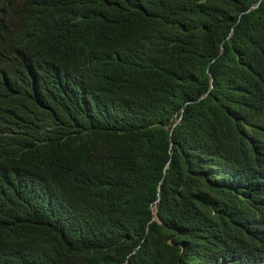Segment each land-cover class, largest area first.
<instances>
[{
    "label": "trees",
    "instance_id": "1",
    "mask_svg": "<svg viewBox=\"0 0 264 264\" xmlns=\"http://www.w3.org/2000/svg\"><path fill=\"white\" fill-rule=\"evenodd\" d=\"M0 264H264V0H0Z\"/></svg>",
    "mask_w": 264,
    "mask_h": 264
},
{
    "label": "water",
    "instance_id": "2",
    "mask_svg": "<svg viewBox=\"0 0 264 264\" xmlns=\"http://www.w3.org/2000/svg\"><path fill=\"white\" fill-rule=\"evenodd\" d=\"M255 7H257V6H255ZM255 7H253V8H255ZM154 220H157V221H159L160 223H162V221L159 219V217L157 216V209H155L154 210Z\"/></svg>",
    "mask_w": 264,
    "mask_h": 264
}]
</instances>
